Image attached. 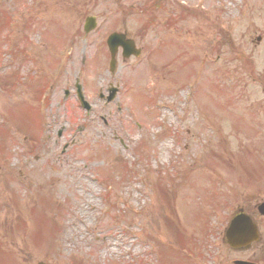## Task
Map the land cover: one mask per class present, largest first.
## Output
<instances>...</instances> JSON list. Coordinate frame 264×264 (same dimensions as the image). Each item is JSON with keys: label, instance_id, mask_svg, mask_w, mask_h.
Instances as JSON below:
<instances>
[{"label": "rangeland", "instance_id": "obj_1", "mask_svg": "<svg viewBox=\"0 0 264 264\" xmlns=\"http://www.w3.org/2000/svg\"><path fill=\"white\" fill-rule=\"evenodd\" d=\"M0 6L20 26L15 49L23 45L36 62L5 69L11 81L0 76V264H181L173 230L195 239L194 254L219 259L226 249L212 244L221 231L215 218L223 228L231 188L259 177L247 164L264 160V0ZM92 14L97 28L85 34ZM5 30L0 22V42ZM115 30L135 36L144 52L111 75L105 41ZM47 33L57 54L66 45L71 53L45 117L26 116V127L14 129L22 120L9 121L8 110H29L40 94L32 68L52 81L54 62L40 49ZM77 78L90 112L74 93L63 100ZM108 82L121 89L104 106L98 95Z\"/></svg>", "mask_w": 264, "mask_h": 264}, {"label": "flooded vegetation", "instance_id": "obj_2", "mask_svg": "<svg viewBox=\"0 0 264 264\" xmlns=\"http://www.w3.org/2000/svg\"><path fill=\"white\" fill-rule=\"evenodd\" d=\"M264 184V180L261 182ZM246 200L244 204H240L232 208L229 216V222L234 220L240 215H249L253 221L261 227L264 221V190L255 191L250 193L244 192ZM262 230V229H261ZM263 232V231H262ZM261 232V237L258 241L252 242L249 245H245L240 249L232 248L229 246L230 254L226 264H236V261H247L248 264H264V232ZM210 264H224L220 261H213Z\"/></svg>", "mask_w": 264, "mask_h": 264}, {"label": "water", "instance_id": "obj_3", "mask_svg": "<svg viewBox=\"0 0 264 264\" xmlns=\"http://www.w3.org/2000/svg\"><path fill=\"white\" fill-rule=\"evenodd\" d=\"M91 23H92V22L88 23L89 25H88L87 28H86L87 30H89V29L93 26ZM111 40H112V39H111ZM111 40H110L111 51H112V54L115 55V48L113 49V46L111 45ZM125 54L128 55V54H130V52L125 53ZM134 54H135V55H139V51H134ZM113 63H114V62H112V64H111L112 67H113Z\"/></svg>", "mask_w": 264, "mask_h": 264}]
</instances>
